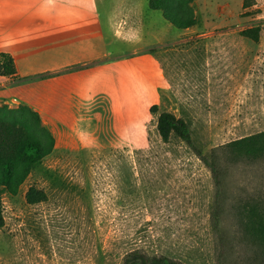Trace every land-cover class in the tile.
<instances>
[{"label":"rangeland","instance_id":"1","mask_svg":"<svg viewBox=\"0 0 264 264\" xmlns=\"http://www.w3.org/2000/svg\"><path fill=\"white\" fill-rule=\"evenodd\" d=\"M150 3L100 0L111 50L125 54L107 61L117 64L113 99L104 98L96 125L64 130L58 122L54 152L17 196L3 195L0 264H123L136 250L183 264H264L237 215L264 203V160L226 149L264 132V0H194L197 25L189 30ZM111 15L134 50L113 38ZM251 28L261 29L259 42L242 36ZM77 93L68 97L83 101L81 86ZM65 94L55 114L75 125ZM164 112L186 123L191 145L162 139ZM43 120L52 129L51 115ZM32 187L48 200L29 204Z\"/></svg>","mask_w":264,"mask_h":264},{"label":"crops","instance_id":"2","mask_svg":"<svg viewBox=\"0 0 264 264\" xmlns=\"http://www.w3.org/2000/svg\"><path fill=\"white\" fill-rule=\"evenodd\" d=\"M110 23L113 38L134 50L138 44L121 38L112 15ZM0 53L11 54L19 76L29 79L13 82L0 76V105L29 106L42 118L44 113L50 114L54 126L48 128L52 132L58 128V122L66 130L79 128L86 120L96 125L97 117L103 120L104 98L111 101L116 88L117 64L107 61L125 55L111 50L100 0H0ZM103 62L106 65L71 72L79 66ZM42 75L53 77L43 79ZM80 86L86 92L83 101L68 97L69 91L77 96ZM64 92L65 111L76 116L75 125L66 123L65 116L55 114L63 101L58 102L57 95ZM86 113L91 114L89 119Z\"/></svg>","mask_w":264,"mask_h":264},{"label":"trees","instance_id":"3","mask_svg":"<svg viewBox=\"0 0 264 264\" xmlns=\"http://www.w3.org/2000/svg\"><path fill=\"white\" fill-rule=\"evenodd\" d=\"M193 2L194 0H151L150 7L161 11L164 18L177 29L189 30L197 25ZM260 35V28H251L242 33V36L255 42L260 41ZM0 76L10 78L13 82L29 80L19 76L14 57L7 53H0ZM48 76L42 75L41 78ZM158 131L165 142H169L172 136L176 135L188 144H192L186 123L171 113L161 114ZM56 144L55 135L44 124L39 112L29 106L18 108L0 106V230L6 225L3 195L17 196L32 172L54 152ZM226 149L237 158H246L249 162L264 160V132L237 140L226 146ZM202 160L207 165L210 164L207 157H202ZM212 170L215 172V168ZM216 180L220 186L219 179ZM26 198L31 205L48 200L46 192L36 187L29 190ZM237 215L243 217L242 227L252 241L260 246L264 255V203L243 205L237 211ZM214 230L219 247L224 248L218 218H215ZM123 264L183 263L167 255L151 256L144 251L136 250L126 257Z\"/></svg>","mask_w":264,"mask_h":264}]
</instances>
